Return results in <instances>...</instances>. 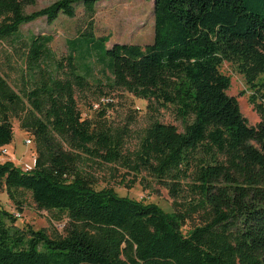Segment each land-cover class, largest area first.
<instances>
[{
  "label": "trees",
  "instance_id": "1",
  "mask_svg": "<svg viewBox=\"0 0 264 264\" xmlns=\"http://www.w3.org/2000/svg\"><path fill=\"white\" fill-rule=\"evenodd\" d=\"M101 1L59 0L28 14L35 0H0V41L21 42L22 26L75 18L79 6L89 17L86 31L69 41L66 60L54 59L51 36L25 41L29 108L21 127L41 150L32 169L0 162V192L18 205V195L29 193L39 209L66 216L67 234L52 239L20 228L0 206V264H264V0H153V43L110 48L109 39L94 35L91 17ZM94 60L127 92L174 108L183 132L153 122L134 169L174 187L190 181L211 205L205 225L185 233L175 211L113 188L96 190L82 177L69 181L78 156L55 145L54 136L106 163L123 157L121 142L103 128L94 131L77 104ZM226 61L237 64L253 91L261 115L255 127L227 94L231 79L220 71ZM23 98L0 76V151L13 142L10 117Z\"/></svg>",
  "mask_w": 264,
  "mask_h": 264
},
{
  "label": "rangeland",
  "instance_id": "2",
  "mask_svg": "<svg viewBox=\"0 0 264 264\" xmlns=\"http://www.w3.org/2000/svg\"><path fill=\"white\" fill-rule=\"evenodd\" d=\"M57 1L59 0H35L25 11L30 14ZM91 19L95 23V37L109 39L106 44L109 48L115 43L144 47L154 41L153 0H103L97 4L96 14ZM88 21L84 8L79 6L75 18L60 15L51 24L46 19H39L22 26L21 42L0 41L1 78L14 93L23 98L28 90L25 41L34 35L51 36L53 41L49 47L54 59L66 60L70 53L69 41L86 31ZM2 22L3 17H0V24ZM91 67L89 85L84 91L76 93L79 110L83 119L91 123L94 131L103 128L112 139L121 142L123 157L119 161L106 163L100 158L73 149L67 142L54 136L55 145L78 156L74 165L76 175H69V181L82 177L83 180H91L96 190L113 188L120 197L155 204L167 214L175 211L185 222V233L205 225L212 219L211 205L190 181L182 180L174 187L171 179H160L148 171L134 169L146 130L153 122L173 124L183 132L182 123L177 119L174 108L164 107L158 102L141 99L127 92L115 83L112 72L102 62L91 61ZM220 71L231 79L227 94L237 99L249 126H257L261 115L252 103L253 91L247 85L245 77L239 73L237 64L226 61ZM23 100V105L10 117L14 139L0 151V162H12L15 166L28 170L37 166L36 159L41 146L30 132L21 127V120L25 117L24 110L29 108L27 100ZM174 188L177 189L176 194L172 193ZM18 199L20 205L10 200L6 191L0 192L1 208L16 215L18 227L42 230L52 239L66 236L69 228L66 216L39 209L29 193L18 195Z\"/></svg>",
  "mask_w": 264,
  "mask_h": 264
},
{
  "label": "built area",
  "instance_id": "3",
  "mask_svg": "<svg viewBox=\"0 0 264 264\" xmlns=\"http://www.w3.org/2000/svg\"><path fill=\"white\" fill-rule=\"evenodd\" d=\"M28 143H30V144H31V141H29Z\"/></svg>",
  "mask_w": 264,
  "mask_h": 264
}]
</instances>
